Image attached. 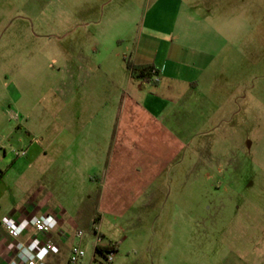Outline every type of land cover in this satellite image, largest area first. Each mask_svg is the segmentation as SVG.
I'll list each match as a JSON object with an SVG mask.
<instances>
[{
    "label": "crops",
    "instance_id": "1",
    "mask_svg": "<svg viewBox=\"0 0 264 264\" xmlns=\"http://www.w3.org/2000/svg\"><path fill=\"white\" fill-rule=\"evenodd\" d=\"M136 1L0 0V49L48 47L53 66L49 92L64 101L53 111L48 136L32 142L39 189L22 204L0 203V264H10L18 242L5 221L23 223L46 215L58 222L49 235L56 252L39 248L47 264L67 263L71 245L66 247L75 233H70V221L76 220L86 227L87 237L96 229L117 254L126 238L108 239L103 221L123 220L132 205L150 206L137 201L152 189H163L162 179L176 172L186 138L193 135L185 127L187 114H201L202 105L207 107L212 128L215 91L225 89L220 84L225 76L212 69L218 50L215 31L192 13L186 4L191 0H146L139 23ZM128 61L144 72L151 69L152 75L134 77ZM206 82L207 99L202 91ZM6 167L0 168V201L12 190V168ZM93 200L97 226L85 210ZM247 206L246 212L255 211L256 222L249 221L247 212L241 233L220 237L215 250L197 252L191 264H264V205ZM249 226L255 235L246 233Z\"/></svg>",
    "mask_w": 264,
    "mask_h": 264
},
{
    "label": "rangeland",
    "instance_id": "2",
    "mask_svg": "<svg viewBox=\"0 0 264 264\" xmlns=\"http://www.w3.org/2000/svg\"><path fill=\"white\" fill-rule=\"evenodd\" d=\"M135 4L139 23L147 1ZM186 4L215 31L218 50L212 69L218 77L225 76L220 83L225 89L215 91L217 114L212 128L207 107L202 105L201 114L195 110L186 115L185 127L192 138H186L185 155L176 172L162 179L163 189H152L137 201L150 206L132 205L123 220L103 221L108 239L126 238L113 264H191L197 252L215 250L220 237L230 231L241 233L247 212L249 221L256 222L255 211H245L247 205H264V0H191ZM49 51L43 45L0 49V168H12V194L0 201L4 205L22 204L39 189L31 162L36 150L31 149L32 142L42 140V134L48 136L55 107L64 106L63 99L56 100L49 92L53 70ZM18 85L28 90L18 92ZM258 88L262 89L259 94ZM202 91L207 99L209 82ZM73 105L78 107L79 100ZM219 157L226 159L218 162ZM28 164L31 169L27 170ZM90 205L85 210L91 212L92 226H97L95 200ZM70 222L72 234L86 228L80 221ZM246 233L257 231L249 226ZM93 239L90 234L83 242L82 264H106L100 255L94 261Z\"/></svg>",
    "mask_w": 264,
    "mask_h": 264
},
{
    "label": "built area",
    "instance_id": "3",
    "mask_svg": "<svg viewBox=\"0 0 264 264\" xmlns=\"http://www.w3.org/2000/svg\"><path fill=\"white\" fill-rule=\"evenodd\" d=\"M15 117H17L15 115ZM12 238L18 240L14 246V259L10 264H47L39 253L40 245L46 253L56 252L54 243L49 235L56 230L58 222L55 216L32 217L23 223L6 220L4 223ZM30 233L25 241L20 239ZM93 240L91 246L95 251L94 261L97 255L104 258L106 264H113L115 249L111 245H104V238L96 229L92 231ZM41 237V238H40ZM46 237V238H45ZM44 240H43V239ZM87 239L86 231L79 229L74 233L69 257L66 264H82L86 256L83 242ZM101 249L102 253L97 251Z\"/></svg>",
    "mask_w": 264,
    "mask_h": 264
},
{
    "label": "trees",
    "instance_id": "4",
    "mask_svg": "<svg viewBox=\"0 0 264 264\" xmlns=\"http://www.w3.org/2000/svg\"><path fill=\"white\" fill-rule=\"evenodd\" d=\"M127 67L128 69L131 71L132 75L134 77H138V78H144V77H150L152 75V70L148 69L145 72L140 69L139 67L134 66L131 62H127ZM99 254L102 253L101 249H98L97 251Z\"/></svg>",
    "mask_w": 264,
    "mask_h": 264
}]
</instances>
